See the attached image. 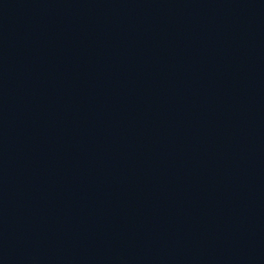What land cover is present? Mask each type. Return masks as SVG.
Listing matches in <instances>:
<instances>
[{
    "label": "water",
    "instance_id": "1",
    "mask_svg": "<svg viewBox=\"0 0 264 264\" xmlns=\"http://www.w3.org/2000/svg\"><path fill=\"white\" fill-rule=\"evenodd\" d=\"M0 264H264V0H0Z\"/></svg>",
    "mask_w": 264,
    "mask_h": 264
}]
</instances>
